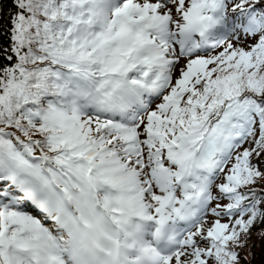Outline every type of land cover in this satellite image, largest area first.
Returning a JSON list of instances; mask_svg holds the SVG:
<instances>
[{
  "label": "snow or ice",
  "instance_id": "6c2138e0",
  "mask_svg": "<svg viewBox=\"0 0 264 264\" xmlns=\"http://www.w3.org/2000/svg\"><path fill=\"white\" fill-rule=\"evenodd\" d=\"M5 2L0 264H248L264 0Z\"/></svg>",
  "mask_w": 264,
  "mask_h": 264
},
{
  "label": "trees",
  "instance_id": "16d2710c",
  "mask_svg": "<svg viewBox=\"0 0 264 264\" xmlns=\"http://www.w3.org/2000/svg\"><path fill=\"white\" fill-rule=\"evenodd\" d=\"M3 10H4V24L5 27H7V20L9 15L12 12V6L10 2H6L3 4ZM3 42L6 44L7 43V37H4ZM254 247L252 251L254 252V257L249 256L248 264H264V246H262L261 242L256 239L255 237L253 238L252 241Z\"/></svg>",
  "mask_w": 264,
  "mask_h": 264
}]
</instances>
